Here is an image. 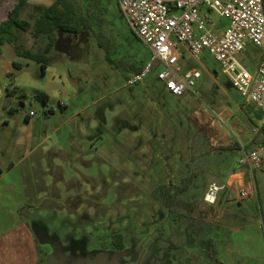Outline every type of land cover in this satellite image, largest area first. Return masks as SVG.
<instances>
[{"label": "rangeland", "instance_id": "obj_1", "mask_svg": "<svg viewBox=\"0 0 264 264\" xmlns=\"http://www.w3.org/2000/svg\"><path fill=\"white\" fill-rule=\"evenodd\" d=\"M55 1L29 0L21 18L34 23L35 8ZM71 1L79 14L94 16L88 51H76L81 58L70 56L80 36L63 33L45 75L39 63L19 57L10 44L1 47L0 55V191L17 208V188H25L22 196L32 207L27 215L33 213L57 235L51 247L39 240L40 264H47L51 255L54 264L66 259L62 240L114 250L122 231L143 245L152 242L159 264H260L236 262L224 252L223 233L204 201L210 184L225 185L218 196L223 204L233 190L234 198H245L264 225V165L251 171L240 166L243 155L238 151L222 150L244 140L251 150L264 140V134L248 139L259 125L254 104L233 87L207 50L199 64L180 48L182 67L202 72L194 92L172 94L158 78V64L141 82L128 85L137 69L147 68L151 52L136 37L118 0H102L100 16L90 0ZM4 3L0 0L2 7ZM18 3L10 0L0 11V23ZM210 16L214 27H229L227 18L214 12ZM18 34L24 50L46 45V37L36 41L30 32ZM238 60L254 73L264 60V46L249 42ZM15 62L22 68H14ZM39 92L50 97L47 105L37 99ZM31 111L36 115L27 120ZM239 174L242 182L236 180ZM190 177L189 190L176 197L172 212L152 197L165 186L173 198ZM46 178V192L30 189L26 194V186L40 187ZM232 201L230 208L247 214Z\"/></svg>", "mask_w": 264, "mask_h": 264}, {"label": "built area", "instance_id": "obj_2", "mask_svg": "<svg viewBox=\"0 0 264 264\" xmlns=\"http://www.w3.org/2000/svg\"><path fill=\"white\" fill-rule=\"evenodd\" d=\"M118 5L136 37L151 52L147 68L129 79L128 85L141 82L158 64L162 67L158 78L172 94L182 97L194 92L202 72L182 67L180 48L199 64L207 50L233 87L260 112L262 119L254 133L264 134V60L254 73L238 60L249 42L264 46V0H118ZM211 12L227 18L229 27H214ZM35 115L34 111L29 114ZM241 154L240 163L251 171L264 165V143L251 150L243 148ZM224 189V185L210 184L204 201L216 204Z\"/></svg>", "mask_w": 264, "mask_h": 264}, {"label": "crops", "instance_id": "obj_3", "mask_svg": "<svg viewBox=\"0 0 264 264\" xmlns=\"http://www.w3.org/2000/svg\"><path fill=\"white\" fill-rule=\"evenodd\" d=\"M4 2L0 10L1 12H5L10 0H4ZM0 18H2L1 14ZM8 74L11 73H7V77ZM242 108L245 109L244 107ZM254 111L259 115L260 124L262 115L256 108H254ZM32 118L33 117L26 115V119L32 120ZM239 131L244 133L242 130ZM261 135L262 134L256 135L253 132V136L248 139L252 141L253 139L255 140V138H259ZM261 143H264L263 139L262 141H257V144ZM247 144L248 142L244 140L243 142L238 141L236 144L230 145L238 146L236 151L241 154V150L247 148ZM239 164L243 166L240 162ZM14 167L15 166H13L12 169ZM236 178L238 182L243 181L240 174L236 175ZM44 180L45 181H43L40 187L26 186V190L29 191H27L26 194L31 193L30 189H32L33 192L38 189L46 192L48 186L46 181L47 178ZM24 189L21 186L17 188L19 192V202H21V205L17 208H11L10 203L4 201V194L0 191V264H40L39 230H44L46 233L49 231L47 230L48 228H45L38 222V217L36 215L33 213L27 215L26 212L30 211L32 207L26 202L28 199L26 198L25 200L22 196ZM229 191L231 193V198L228 199L230 204H232V200H234L238 204V207H242L248 212L247 214L241 213L239 210L230 208L229 202L227 201L226 204H223L222 198H218L215 205H210L209 208L213 210L215 214V216L212 215L214 224L223 233L222 243L224 244V252L230 255L236 262L249 259L264 264V225L258 215L250 211V204L245 198H234L236 195L233 193V190ZM40 242L42 243V241ZM41 246L43 249V245Z\"/></svg>", "mask_w": 264, "mask_h": 264}, {"label": "trees", "instance_id": "obj_4", "mask_svg": "<svg viewBox=\"0 0 264 264\" xmlns=\"http://www.w3.org/2000/svg\"><path fill=\"white\" fill-rule=\"evenodd\" d=\"M28 2L29 0H19L18 5L11 12L10 18L0 24V55L2 54L1 47L5 44H10L14 47V50L19 57L39 63L41 65L42 74L45 75L48 67L54 59L51 54L57 45L58 34L81 35L83 32H88L94 25V16H91L90 14L87 16L79 14L71 0H56L49 7H36V13L33 15L34 23H31L30 21L21 18V11ZM90 4L97 16L102 15V12L105 10L102 6V0H90ZM19 31L30 32L36 41L46 37V45L39 51L22 49L19 45ZM98 45L107 50L106 58L108 61L112 62L110 51L106 45L101 40L98 41ZM85 51H88V47L85 48ZM22 66L23 64L18 62L13 64L14 68H22ZM139 70H136L137 74L142 73ZM13 77L14 73L8 74L9 79ZM36 97L45 105L49 103L50 97L44 92H39ZM237 149L238 146L222 148L223 151ZM192 179V177L188 178V185L176 189L173 197L186 193L192 184ZM155 195L168 208H170L176 201L175 198L169 199L171 195L170 187L163 186L162 188L155 190L154 196ZM121 248H123L122 244Z\"/></svg>", "mask_w": 264, "mask_h": 264}, {"label": "flooded vegetation", "instance_id": "obj_5", "mask_svg": "<svg viewBox=\"0 0 264 264\" xmlns=\"http://www.w3.org/2000/svg\"><path fill=\"white\" fill-rule=\"evenodd\" d=\"M80 36V35H79ZM76 46V45H75ZM73 51V50H72ZM175 193V192H174ZM155 200L161 201L155 196H152ZM178 197V196H177ZM176 199V197H173ZM172 199V198H169ZM163 203V202H162ZM164 204V203H163ZM165 205V204H164ZM174 203L169 209V211L174 210ZM171 219V218H170ZM169 219V220H170ZM173 223H177L176 220H171ZM119 234V245L115 246L116 249L110 250V249H90L88 245L85 247L84 245H80L81 241L74 240V242H64L62 240V247L64 251V255L66 257L64 261V264H75L77 259H83L82 263L78 264H90L88 261H95V264H159L160 260L159 258H155L154 255V245L153 243H146L143 245V242L132 239L131 235L127 238L128 233ZM39 240L42 241V244L50 245L53 242L58 241L56 234H51L50 232L46 233L44 230H39ZM137 241V242H136ZM140 242V243H139ZM66 243L67 245L63 244ZM123 245V248H121V244ZM130 243V246L128 244ZM139 243V244H138ZM56 247V246H55ZM54 248V247H53ZM89 248V249H88ZM140 248V249H139ZM88 249V250H87ZM49 257V256H48ZM47 257V258H48ZM70 257H73L72 259ZM57 264H63L61 261L57 262ZM168 264V263H167Z\"/></svg>", "mask_w": 264, "mask_h": 264}, {"label": "water", "instance_id": "obj_6", "mask_svg": "<svg viewBox=\"0 0 264 264\" xmlns=\"http://www.w3.org/2000/svg\"><path fill=\"white\" fill-rule=\"evenodd\" d=\"M10 15H11V12L8 13L7 20L10 18ZM79 39L80 40H79L78 44L75 46V48L73 49V51L70 54L71 58L77 59V58H81L82 57L83 54L81 52H80L81 54L80 53L77 54L76 51H77L78 48L80 49V51L82 49H85V47L87 46L88 41H89V33L88 32H83L80 35V38ZM53 257H55V255L49 256V258L47 260V264H54V262L52 261L53 260ZM59 257H62L61 254L59 255ZM84 259L85 258L74 260V261H76L75 264L82 263ZM86 262H89L90 264H95V261H92V260L91 261H88L87 260ZM61 263L64 264V261H62Z\"/></svg>", "mask_w": 264, "mask_h": 264}, {"label": "bare ground", "instance_id": "obj_7", "mask_svg": "<svg viewBox=\"0 0 264 264\" xmlns=\"http://www.w3.org/2000/svg\"><path fill=\"white\" fill-rule=\"evenodd\" d=\"M0 8H2V6L0 5Z\"/></svg>", "mask_w": 264, "mask_h": 264}]
</instances>
